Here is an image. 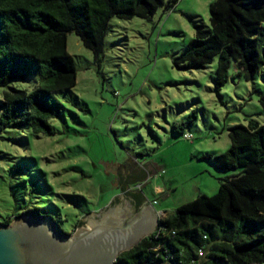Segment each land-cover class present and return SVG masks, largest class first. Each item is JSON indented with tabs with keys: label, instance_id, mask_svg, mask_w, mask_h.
Listing matches in <instances>:
<instances>
[{
	"label": "rangeland",
	"instance_id": "1",
	"mask_svg": "<svg viewBox=\"0 0 264 264\" xmlns=\"http://www.w3.org/2000/svg\"><path fill=\"white\" fill-rule=\"evenodd\" d=\"M213 1L178 0L151 20L115 17L99 56L68 34L78 75L72 89L56 92L64 109L52 133L0 132V225L38 206L73 234L87 227L83 217L110 205L121 182L157 201L161 218L217 193L221 178L235 173L218 171L213 161L230 148L229 129L251 120L264 125V68L248 81L233 61L217 90V58L202 70L174 65L195 26L210 27ZM36 84L33 77L0 87V103L5 91ZM185 123L177 133L174 125Z\"/></svg>",
	"mask_w": 264,
	"mask_h": 264
},
{
	"label": "trees",
	"instance_id": "2",
	"mask_svg": "<svg viewBox=\"0 0 264 264\" xmlns=\"http://www.w3.org/2000/svg\"><path fill=\"white\" fill-rule=\"evenodd\" d=\"M177 1L0 0V87L37 78L31 91L4 92L0 132L30 128L35 135L52 133L51 121L64 109L56 92L72 89L77 81V66L67 50L69 33L99 56L113 18L151 20ZM209 13L210 27L195 26V37L174 65L202 70L217 58V90L228 83L233 61L238 75L252 80L264 68V0H214ZM260 104L264 110V95ZM187 125L174 129L183 133ZM229 138L230 148L213 161L218 171L235 173L221 178L214 195H199L162 218L161 230L122 253L121 264H264V125L254 120L235 125ZM28 212L51 217L61 228L38 206Z\"/></svg>",
	"mask_w": 264,
	"mask_h": 264
},
{
	"label": "water",
	"instance_id": "3",
	"mask_svg": "<svg viewBox=\"0 0 264 264\" xmlns=\"http://www.w3.org/2000/svg\"><path fill=\"white\" fill-rule=\"evenodd\" d=\"M161 215L137 191L116 196L100 213L83 217L80 223L87 227L73 234L51 217L28 212L0 225V264H121L122 253L157 232Z\"/></svg>",
	"mask_w": 264,
	"mask_h": 264
},
{
	"label": "crops",
	"instance_id": "4",
	"mask_svg": "<svg viewBox=\"0 0 264 264\" xmlns=\"http://www.w3.org/2000/svg\"><path fill=\"white\" fill-rule=\"evenodd\" d=\"M131 172V171H130ZM121 182V181H120ZM119 182V183H120ZM118 183V184H119ZM117 184V185H118ZM136 187L137 186H132V185H130L129 183H127V182H121V184L118 186V187H116L117 188V193L114 195V196H119V195H123V194H125L126 192H128V191H137L142 197H143V199L147 202V204L150 206V208L152 209V210H154L156 213H158V214H164L163 212H161V211H159L156 207H155V205L156 204H153V202L155 201H148L147 199H146V196H145V194L144 193H142L141 191H139V190H137L136 189ZM158 231V230H157Z\"/></svg>",
	"mask_w": 264,
	"mask_h": 264
},
{
	"label": "flooded vegetation",
	"instance_id": "5",
	"mask_svg": "<svg viewBox=\"0 0 264 264\" xmlns=\"http://www.w3.org/2000/svg\"><path fill=\"white\" fill-rule=\"evenodd\" d=\"M133 198H135V200L137 201L138 205H141L142 199L140 198V196H132Z\"/></svg>",
	"mask_w": 264,
	"mask_h": 264
},
{
	"label": "built area",
	"instance_id": "6",
	"mask_svg": "<svg viewBox=\"0 0 264 264\" xmlns=\"http://www.w3.org/2000/svg\"><path fill=\"white\" fill-rule=\"evenodd\" d=\"M187 137H189V136H187ZM153 204H157V201H154ZM159 229H160V227H159ZM160 230H159L158 234L160 233ZM199 255L203 256V251L202 250L199 251Z\"/></svg>",
	"mask_w": 264,
	"mask_h": 264
}]
</instances>
